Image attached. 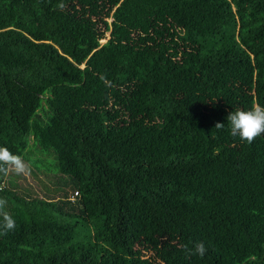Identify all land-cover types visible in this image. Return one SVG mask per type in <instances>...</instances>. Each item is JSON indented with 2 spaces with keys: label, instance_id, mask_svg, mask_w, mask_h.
I'll return each instance as SVG.
<instances>
[{
  "label": "trees",
  "instance_id": "1",
  "mask_svg": "<svg viewBox=\"0 0 264 264\" xmlns=\"http://www.w3.org/2000/svg\"><path fill=\"white\" fill-rule=\"evenodd\" d=\"M0 264H264V0H0Z\"/></svg>",
  "mask_w": 264,
  "mask_h": 264
},
{
  "label": "rangeland",
  "instance_id": "2",
  "mask_svg": "<svg viewBox=\"0 0 264 264\" xmlns=\"http://www.w3.org/2000/svg\"><path fill=\"white\" fill-rule=\"evenodd\" d=\"M104 41L105 40H101L102 43ZM48 97L49 94L45 91L41 96L40 106L47 107L46 101ZM59 110L65 111V108L59 106ZM67 116L70 117L69 113ZM73 124L75 123L73 122ZM85 141L90 142L87 138H85ZM30 143V137H28V144L30 145ZM107 145L108 144L104 140H100L99 144H97L99 152L95 154V159L100 164H105L104 160L106 157L105 151H107ZM25 157L27 158L16 159L13 161L12 165L8 166L3 186L27 198L36 197V199H52L54 201L58 198H62L61 193L63 189L70 194V186L65 183L67 179H64V182L55 171V166L53 168L49 163V159H54L53 157L45 154V152H39L36 148H33L31 152L28 153V156ZM26 159L34 161L37 163V167H41L43 170L37 171ZM44 169L49 170L46 171ZM9 182H11L12 185H9ZM75 197L74 192H72V194L69 195L70 201H74Z\"/></svg>",
  "mask_w": 264,
  "mask_h": 264
}]
</instances>
